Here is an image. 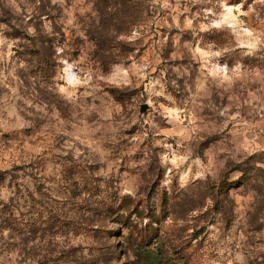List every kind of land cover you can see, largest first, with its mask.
<instances>
[{"label": "rangeland", "instance_id": "obj_1", "mask_svg": "<svg viewBox=\"0 0 264 264\" xmlns=\"http://www.w3.org/2000/svg\"><path fill=\"white\" fill-rule=\"evenodd\" d=\"M0 264H264V0H0Z\"/></svg>", "mask_w": 264, "mask_h": 264}, {"label": "water", "instance_id": "obj_2", "mask_svg": "<svg viewBox=\"0 0 264 264\" xmlns=\"http://www.w3.org/2000/svg\"><path fill=\"white\" fill-rule=\"evenodd\" d=\"M146 110H147V107H146V105H144V106L142 107L141 111H142V112H145Z\"/></svg>", "mask_w": 264, "mask_h": 264}]
</instances>
